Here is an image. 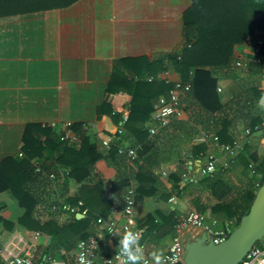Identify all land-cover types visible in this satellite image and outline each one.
Wrapping results in <instances>:
<instances>
[{"label": "crops", "instance_id": "obj_1", "mask_svg": "<svg viewBox=\"0 0 264 264\" xmlns=\"http://www.w3.org/2000/svg\"><path fill=\"white\" fill-rule=\"evenodd\" d=\"M191 3L192 0H78L63 8L1 17L0 163L7 158L23 160V156L19 154L23 153V137L29 124L51 127L64 126L70 122L73 125H81L80 132L89 137L90 141L94 140L99 132L104 138L113 136L120 122L115 124L113 119L104 113L102 106L109 98H115L107 92L114 60L139 56L155 60L161 53L179 51L182 15ZM257 38L258 34L235 47L232 67L237 68L238 74L235 77L220 75L217 93L223 106L235 99L243 88L256 86L263 92L259 104L264 109L262 67L253 61L252 54ZM237 62L242 64L238 66ZM160 78L170 83L181 80L180 74L171 66L160 74ZM114 110L120 112L121 116L130 113V107L127 105H115ZM190 116L191 114L186 112L179 118L188 120ZM151 117L153 121L156 120L154 110ZM261 126L264 127V121ZM197 127L199 133L194 136L193 144L208 145L204 157L201 160L190 156L182 159L173 157L161 163L153 169L161 181L157 196L144 197L136 202L131 224L133 228L142 230L140 243L144 245L145 254L152 260L153 253L162 257L168 251L177 233L175 226L161 223L157 218L155 222L160 225L159 230L145 235L149 228L145 223L147 215L155 214L156 211L168 215L173 208L172 198H176L177 203L173 210L181 219L187 212L196 210V204H199L206 207L202 213L221 220L225 218L214 216L211 206L234 196L233 193L219 199L193 185L180 197L171 193L172 183L169 177L178 170L183 161L187 171L183 174L181 187L186 185L185 182L195 184L204 176L201 169L211 154L217 157L219 170H225L227 179L237 188L247 187L252 178L261 176V173L255 172L252 165L245 168L238 156L244 150L264 158L262 130L249 136L241 121L237 124L238 137L234 142L220 144L214 139L215 143L208 144L202 126ZM125 142L132 146L133 138L126 139ZM235 142L240 144L237 154L231 155L223 149V146H234ZM133 146L137 149L141 147L139 144ZM29 163L31 167L40 165L37 159L30 160ZM121 169L123 168L116 167L114 163L109 165L105 161H99L90 180L93 183L99 179L104 180L105 188L110 189ZM63 181L62 176L55 189L36 187L34 192L43 201L37 205L35 216L43 221L50 218L48 211L41 206H44V201L53 197L54 190L59 196H74L78 193L81 184L71 179L65 185ZM137 186V181L131 180L127 195L129 190L135 191ZM125 198L114 200L108 217L112 216L122 222V216L114 214L113 210L116 206L121 207ZM24 212L25 209L10 191L0 192V235L4 239V246L10 239L22 236L32 245L33 264H72L78 242L82 239L71 250L64 247L51 250L50 237L19 223ZM85 216L76 214L78 219ZM70 217L68 214L54 213L53 220L61 225L69 223ZM197 231L196 236L200 235V231ZM88 232V237L98 236L96 261L104 264L105 259L118 251L119 238L107 234L96 221L90 222ZM37 234L38 239H35ZM0 258L2 263L6 264L1 256Z\"/></svg>", "mask_w": 264, "mask_h": 264}, {"label": "trees", "instance_id": "obj_2", "mask_svg": "<svg viewBox=\"0 0 264 264\" xmlns=\"http://www.w3.org/2000/svg\"><path fill=\"white\" fill-rule=\"evenodd\" d=\"M78 0H0V18L12 15L37 12L41 10L63 8ZM264 30V0H192L191 6L182 15L181 49L161 53L152 60L146 56L126 57L114 60L113 73L107 92L115 96L109 98L102 106L115 124L121 121V113L114 106H129L130 113L124 125L125 131L120 140L113 141L109 147L103 145L101 132L94 140L83 135L81 125H72V133L79 136L78 144H70L60 140L64 134L63 125L41 127L29 124L24 133L23 160L4 159L0 163V192L10 191L19 205L25 209L19 223L40 231L50 237L49 247L55 250L64 247L73 249L80 239L89 236L88 226L97 218H107L113 209L116 199L127 197V187L131 180H136L135 200L144 197H156L161 184L153 169L173 157L202 159L208 145L196 146L193 139L202 126L207 135L208 144L217 142L232 143L237 139V124L243 122L250 130L249 136L258 130L264 132V109L259 104L263 95L256 86L245 87L240 94L223 106L217 93L220 75L236 76L237 68L233 66V53L236 46L249 41ZM264 56V45L261 48ZM172 67L180 74L183 84H190V89L181 96L183 113L191 114L188 120L171 117L168 125L152 120L151 114L160 97H167L174 83L160 78V74ZM151 127H153L151 129ZM151 129V130H150ZM153 130V131H152ZM115 132V131H114ZM112 132V134L114 133ZM133 138V145H141L137 149V157L129 159L125 153H119L122 141ZM132 145V146H133ZM238 156V155H237ZM245 168L252 165L254 177L247 187L237 188L227 179L225 170L204 175L197 183L185 182L181 187L183 174L187 168L183 163L169 177L172 183L171 193L182 196L192 185L207 191L217 198L233 194L227 200L211 206L214 216L225 219H236L237 225L241 217L250 207L255 193L264 180V158L256 153L244 152L238 156ZM40 161L41 171L36 166H29V161ZM99 161L123 168L116 175L110 189L105 188L104 180L94 183L90 180L94 167ZM55 174L54 179L49 174ZM81 184L74 196L55 193L50 200L44 201L45 207L52 203L65 202L76 205L83 202L88 212L83 219L76 214L71 215L69 223L58 224L54 213L47 220L35 216L37 205L43 201L35 190L38 187L54 188L59 178ZM36 189H33V188ZM170 193V194H171ZM196 210L204 212L205 206L196 204ZM168 215L156 211L145 218L149 225L146 234L159 230L156 219L161 223L173 226L181 219L171 210ZM0 264H3L0 258Z\"/></svg>", "mask_w": 264, "mask_h": 264}, {"label": "built area", "instance_id": "obj_3", "mask_svg": "<svg viewBox=\"0 0 264 264\" xmlns=\"http://www.w3.org/2000/svg\"><path fill=\"white\" fill-rule=\"evenodd\" d=\"M264 45V30L258 33V38L252 48L253 61L261 65L262 77L264 78V56L261 53V48ZM242 63L237 62L240 66ZM190 84H183L181 81L174 83L173 89L169 92L167 97H160L154 105L155 119L160 121L163 126L168 125L171 117H180L183 114L181 96L183 93L190 89ZM128 119L127 114L121 116L120 124L117 127V131L113 136H108L103 139V145L109 147L113 141L120 140L122 134L125 131L124 125ZM72 123L67 122L64 124V134L60 137V140L67 141L70 144H78L80 142L79 136L72 133ZM55 127V126H53ZM153 131V130H152ZM249 134L250 130H246ZM217 140V138H215ZM223 149L229 152L231 155L237 154L240 150V144L234 143V146H223ZM119 153H125L129 159H135L137 157V148L134 146H128L125 141H122V145L119 148ZM19 156H23L20 153ZM36 171H41L39 165L35 164ZM219 170L218 159L215 155H210L201 169L202 175L212 174ZM254 173V172H253ZM50 179L55 178V174H49ZM177 203L176 198H172V204ZM136 205L135 193L133 190L128 191V195L125 198V202L121 207H115L114 214H120L123 218L122 222H118L116 218L110 216L107 218L98 217L96 224L101 226L110 236H117L120 238L125 232L132 231L139 234L138 244L141 246L143 252V261L140 264H154V260L150 259L144 252V245L140 243L142 238V230L133 228L131 219L134 214ZM51 213L60 214H81L86 215L87 208L83 207V202L79 201L76 205H72L65 202L52 203L47 207L41 206ZM236 219H214L209 217L206 213L192 210L182 219H180L176 225V235L173 237L168 251L161 257V264H184V257L186 254L185 245L188 241L199 237L205 233L208 241H212L214 244H220L225 241L231 232L237 227ZM189 229L199 230L200 235L190 240L185 239V233ZM39 234L35 236L38 239ZM32 245H29L22 236H16L8 241V244L4 246V239L0 235V256L6 264H33V256L31 254ZM98 248V236L93 235L87 239H82L78 242L77 253L75 260L72 264H99L96 261V250ZM119 251V249H118ZM116 251L112 257L104 260V264H115L120 262V258L116 256ZM240 264H264V237L251 249V251L244 257Z\"/></svg>", "mask_w": 264, "mask_h": 264}, {"label": "water", "instance_id": "obj_4", "mask_svg": "<svg viewBox=\"0 0 264 264\" xmlns=\"http://www.w3.org/2000/svg\"><path fill=\"white\" fill-rule=\"evenodd\" d=\"M79 217V216H77ZM264 237V180L238 226L220 244L208 241L205 233L185 245L184 264H240Z\"/></svg>", "mask_w": 264, "mask_h": 264}, {"label": "clouds", "instance_id": "obj_5", "mask_svg": "<svg viewBox=\"0 0 264 264\" xmlns=\"http://www.w3.org/2000/svg\"><path fill=\"white\" fill-rule=\"evenodd\" d=\"M139 234L137 232H125L118 239L116 256L120 258L121 264H140L143 261V252L138 244ZM154 264H161V255L153 253Z\"/></svg>", "mask_w": 264, "mask_h": 264}, {"label": "rangeland", "instance_id": "obj_6", "mask_svg": "<svg viewBox=\"0 0 264 264\" xmlns=\"http://www.w3.org/2000/svg\"><path fill=\"white\" fill-rule=\"evenodd\" d=\"M197 232L198 231L197 230H194V229L187 230L186 233H185V239L186 240H190L191 237L196 236L198 234Z\"/></svg>", "mask_w": 264, "mask_h": 264}]
</instances>
